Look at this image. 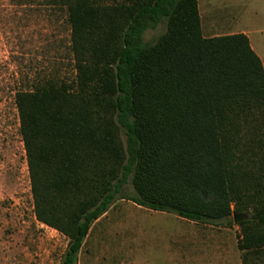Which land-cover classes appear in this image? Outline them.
Wrapping results in <instances>:
<instances>
[{
  "label": "trees",
  "instance_id": "trees-1",
  "mask_svg": "<svg viewBox=\"0 0 264 264\" xmlns=\"http://www.w3.org/2000/svg\"><path fill=\"white\" fill-rule=\"evenodd\" d=\"M58 1L75 79H43L16 104L36 216L69 240L63 264L130 181L150 210L249 215L236 223L249 264L264 252V64L249 37H205L198 0Z\"/></svg>",
  "mask_w": 264,
  "mask_h": 264
},
{
  "label": "rangeland",
  "instance_id": "rangeland-1",
  "mask_svg": "<svg viewBox=\"0 0 264 264\" xmlns=\"http://www.w3.org/2000/svg\"><path fill=\"white\" fill-rule=\"evenodd\" d=\"M111 1V0H107ZM205 37L233 34L244 26L257 32L264 0H198ZM67 10L58 0H0V264H63L68 237L39 221L35 213L27 155L20 132L16 94L43 79H75ZM214 25L216 32H209ZM164 20L146 30L156 41ZM118 198L97 220L79 253L78 264H244L238 247L241 228L195 222ZM249 264H264V252Z\"/></svg>",
  "mask_w": 264,
  "mask_h": 264
},
{
  "label": "crops",
  "instance_id": "crops-1",
  "mask_svg": "<svg viewBox=\"0 0 264 264\" xmlns=\"http://www.w3.org/2000/svg\"><path fill=\"white\" fill-rule=\"evenodd\" d=\"M199 11H200V16H201L202 31L205 32L204 26H203V21H202V19H203L202 10H201L200 6H199ZM216 31L217 30H216L215 26L211 25L209 32H216ZM253 32H254L253 29L249 28L248 26H244L241 30H234L233 33H244V34H246L250 39V43H251L252 47L255 48V46L253 45V42H252V37H251V34ZM257 32L259 33L258 44H257V47L259 49L258 55L260 56V58L264 64V20L260 21V25H259ZM210 36L213 37V36H219V35L218 34H212Z\"/></svg>",
  "mask_w": 264,
  "mask_h": 264
},
{
  "label": "water",
  "instance_id": "water-1",
  "mask_svg": "<svg viewBox=\"0 0 264 264\" xmlns=\"http://www.w3.org/2000/svg\"><path fill=\"white\" fill-rule=\"evenodd\" d=\"M249 217H250V216L247 215V214H240V213H237V214H235V216H234V220H235L236 223H238L239 221L244 220V219H248Z\"/></svg>",
  "mask_w": 264,
  "mask_h": 264
}]
</instances>
